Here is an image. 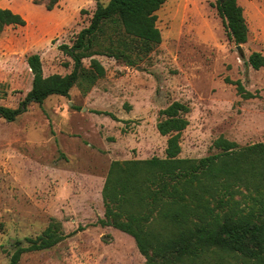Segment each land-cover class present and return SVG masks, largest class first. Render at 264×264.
Masks as SVG:
<instances>
[{
    "label": "rangeland",
    "instance_id": "1",
    "mask_svg": "<svg viewBox=\"0 0 264 264\" xmlns=\"http://www.w3.org/2000/svg\"><path fill=\"white\" fill-rule=\"evenodd\" d=\"M48 1L0 0L26 19L0 34V105L17 107L32 88L33 53L46 76L69 73L74 60L61 46H71L98 3L110 0H59L52 10ZM238 1L249 26L241 49L217 0H167L157 11L162 42L145 58L128 65L97 55L106 74L95 84L83 79L69 96L32 102L15 121L0 117V264H9L18 240L29 245L52 221L61 223L64 240L24 253L18 264H144L133 236L101 223L102 192L114 160L166 156L168 136L157 123L173 101L190 106L181 157L218 152L220 136L240 147L264 142V65L249 62L253 52L264 56V0ZM237 80L252 97L238 91ZM241 190L235 199L249 194Z\"/></svg>",
    "mask_w": 264,
    "mask_h": 264
},
{
    "label": "trees",
    "instance_id": "2",
    "mask_svg": "<svg viewBox=\"0 0 264 264\" xmlns=\"http://www.w3.org/2000/svg\"><path fill=\"white\" fill-rule=\"evenodd\" d=\"M58 1H48L47 9ZM166 1L98 3L89 26L71 46H61L73 58V69L46 76L41 55L31 54L32 88L17 107L0 105V117L15 121L32 102L42 104L53 94L69 96L83 79L95 84L106 74L97 55L122 58L128 65L145 58L162 42L157 11ZM217 10L229 37L237 45L246 43L249 26L239 1L217 0ZM25 24L23 15L0 5V34L11 25ZM249 62L259 69L264 56L253 52ZM235 84L243 96H253L240 80ZM189 112L190 106L179 100L160 110L157 128L168 136L165 157L111 163L102 192L101 223L133 236L146 257L144 264H236L234 258L242 264H264V142L240 147L220 136L214 141L218 152L181 157ZM97 113L116 118L111 112ZM241 188L249 194L235 199ZM65 237L61 223L52 221L41 234L27 238L29 245L18 240L9 264H18L26 252L52 248Z\"/></svg>",
    "mask_w": 264,
    "mask_h": 264
},
{
    "label": "water",
    "instance_id": "3",
    "mask_svg": "<svg viewBox=\"0 0 264 264\" xmlns=\"http://www.w3.org/2000/svg\"><path fill=\"white\" fill-rule=\"evenodd\" d=\"M237 47H238V49H241L242 48V44H238Z\"/></svg>",
    "mask_w": 264,
    "mask_h": 264
}]
</instances>
